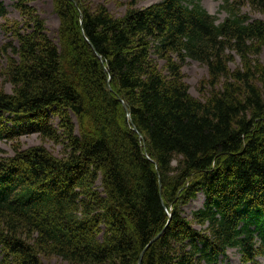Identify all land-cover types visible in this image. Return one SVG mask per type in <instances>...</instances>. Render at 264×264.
<instances>
[{"label": "trees", "instance_id": "obj_1", "mask_svg": "<svg viewBox=\"0 0 264 264\" xmlns=\"http://www.w3.org/2000/svg\"><path fill=\"white\" fill-rule=\"evenodd\" d=\"M12 1L22 20L0 47L12 89L0 88V133L38 134L62 153L0 157V264H140L143 252L141 264H229L230 249L259 264L264 64L249 56L264 51V18L244 8L264 17V0H223L221 22L201 0L121 17L51 0L56 40L31 0ZM233 52L242 70L230 71ZM188 59L221 83L205 101L185 81Z\"/></svg>", "mask_w": 264, "mask_h": 264}, {"label": "rangeland", "instance_id": "obj_2", "mask_svg": "<svg viewBox=\"0 0 264 264\" xmlns=\"http://www.w3.org/2000/svg\"><path fill=\"white\" fill-rule=\"evenodd\" d=\"M6 6L8 15L5 18L0 17V47L11 41V30L14 24H19L22 20L19 12L15 10L12 0H0ZM161 0H141L135 5L132 4V0H96V3H101L107 6L112 15L121 17L131 7L145 8ZM188 3L191 0H184ZM203 7L212 15L216 16L219 22L223 21L227 13L222 10L223 0H201ZM31 5L37 10L43 19H45L47 30L52 39L56 40L57 31L59 27V19L53 11L51 0H31ZM244 12H247L254 18H264L262 14L256 11H252L250 7H245ZM233 60L229 64L230 71H235L243 68V60L241 56L233 52ZM251 60L258 59L264 64V51L260 54V57L249 56ZM163 65L162 62H160ZM6 60L0 56V88L11 92V84L5 75ZM183 74L185 81L189 86L190 93L197 99L205 101L208 99L214 91H218L221 88V83L217 86H212L209 70L207 66L200 62L188 59L183 66ZM221 82L223 79L220 80ZM0 133V157L11 156L14 153V149L18 146L28 148L36 145H45L55 155H61L62 147L52 142L44 141L38 134H26L15 140H9ZM204 202V196L199 194L198 197L191 201L184 207L186 215H190V212L201 207ZM259 264H264V257H259ZM229 264H242L240 260V254L235 249L228 251ZM45 264H67L59 257L44 258ZM226 263V262H225Z\"/></svg>", "mask_w": 264, "mask_h": 264}, {"label": "water", "instance_id": "obj_3", "mask_svg": "<svg viewBox=\"0 0 264 264\" xmlns=\"http://www.w3.org/2000/svg\"><path fill=\"white\" fill-rule=\"evenodd\" d=\"M160 235H161V234H160ZM157 238H158V237H156V238L152 241V243L155 242V241L157 240ZM152 243H151V244H152ZM143 253H144V252H143ZM143 253H142L141 258H140V264H141V261H142V258H143Z\"/></svg>", "mask_w": 264, "mask_h": 264}]
</instances>
